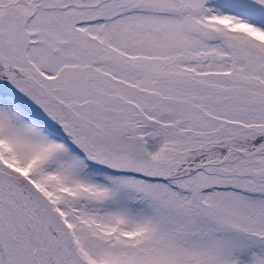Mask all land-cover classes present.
Segmentation results:
<instances>
[{
	"label": "snow or ice",
	"instance_id": "obj_1",
	"mask_svg": "<svg viewBox=\"0 0 264 264\" xmlns=\"http://www.w3.org/2000/svg\"><path fill=\"white\" fill-rule=\"evenodd\" d=\"M0 264H264V0H0Z\"/></svg>",
	"mask_w": 264,
	"mask_h": 264
}]
</instances>
